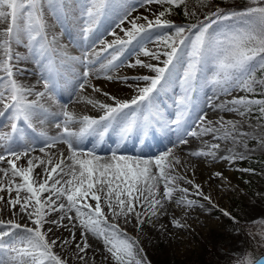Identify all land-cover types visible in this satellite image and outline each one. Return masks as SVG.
<instances>
[{
  "label": "snow or ice",
  "instance_id": "6c2138e0",
  "mask_svg": "<svg viewBox=\"0 0 264 264\" xmlns=\"http://www.w3.org/2000/svg\"><path fill=\"white\" fill-rule=\"evenodd\" d=\"M153 4L167 7L154 14V18L144 16L128 20L134 9L130 10L127 0H0V23L8 21L7 27L0 29V51L3 53L0 56V73H3L0 75V118H6L4 127L10 129L0 131V165H7L0 166V204L3 205L0 214L14 209L11 216L19 215L24 221L22 224L20 220L0 218V264H69L66 257L54 250L58 247L65 251L71 248L73 261L89 264L86 259L87 250L92 248L89 237L102 242L107 254L104 258L110 257L112 264H149L139 240L129 237L121 229V219L125 225L131 223L140 232L145 225L155 228L163 216L171 214L174 217L175 213L170 209L172 203L186 213L194 208H205L204 204L188 198L189 188L181 187V180L191 186V195L216 207L211 195L205 194L194 179L176 174V166L181 161L174 150L189 143L183 136L155 156L124 155L120 154L119 148H114L109 156H101L94 149L84 151L79 147L87 136L102 139L114 123L122 122L120 140L125 142L135 129L147 132L153 126L168 128L174 125L179 132L184 118L194 106V94L199 90L211 87L214 93L223 95L240 90L246 96L220 104H215L213 97L208 98V106L213 111L235 113L241 119L225 120L221 116L212 121L207 119V113L198 115L197 127L187 130L186 135L201 138L204 147L188 151L187 156L230 163L246 158L235 147L229 148L227 155H221V144L203 140L205 136H211L214 141H231L234 146L243 142L246 151V138L255 139L257 145L264 148V123H260L264 121V99L248 98L258 90L259 95L264 96V0H248L243 10L217 7L202 20L184 26H177L167 17L173 9L183 6L184 15L191 21L197 12L189 10V0H142V6ZM196 4L198 8L208 6L207 0H196ZM45 9L58 22L78 12L83 20L81 35L85 40L110 13L119 15L117 27L126 20L130 27L121 28L123 38L99 41L102 45L99 52L84 51L81 56H70L55 34L49 37ZM141 19L145 23H137ZM154 30L162 31L154 41L156 50H150L145 42L152 41ZM109 34L115 35V32ZM25 42L33 56L50 55L38 81L42 83L43 91H36L35 86H25L16 79L24 72L17 65L27 58L19 53L14 55L13 47ZM130 47L138 49L137 56L162 64L157 66L137 58L127 65L155 73L154 76L136 78L137 83L133 86L136 95L130 100H118L103 93L114 102L113 106L78 95L77 102L91 104L102 111L98 119L76 116L67 110V106L59 113H52L42 103L45 98L53 104L58 103L55 96L59 71L57 59L60 66L82 65V74L77 76L78 93L86 87L99 93L101 89L90 83L94 73L97 79H122L127 83L128 77L118 78L111 73L124 64L123 57ZM97 63L99 68L94 67ZM140 81L144 86H139ZM171 84H178L180 94L174 100L176 118L167 120L156 107L155 99ZM30 96L35 99L30 100ZM254 112H258L255 126L251 123ZM50 118L59 129L55 136H49L43 129L37 131L34 125L35 120L44 125ZM21 124L37 133L43 146L37 149L35 138L28 136ZM73 124L79 125L78 130H73ZM245 124L252 131L241 130ZM257 129H261L259 134ZM58 144L66 145V154L49 151ZM37 150L46 159L33 156ZM22 160L26 161V166ZM41 166L42 172H36ZM213 175L221 177L222 174L216 172ZM2 193H7V199ZM176 193L181 195L176 197ZM223 215L239 224L229 212L225 211ZM171 224L174 228L186 227L176 218ZM255 227L256 231L251 227L247 229L248 235L256 241L258 248H264V220ZM58 231L70 235L56 236ZM234 264H264V256L245 252Z\"/></svg>",
  "mask_w": 264,
  "mask_h": 264
},
{
  "label": "rangeland",
  "instance_id": "374dc122",
  "mask_svg": "<svg viewBox=\"0 0 264 264\" xmlns=\"http://www.w3.org/2000/svg\"><path fill=\"white\" fill-rule=\"evenodd\" d=\"M127 4L130 10L134 9L131 11V16L128 20L144 16L154 18V14H158L164 7H166V5L161 6L158 4L142 6V0H127ZM213 9L210 11H214ZM119 19L120 17L116 13L108 14L100 21L96 29L85 40L81 35L83 20L79 17L78 12L73 13L69 16V18L62 20V22H58L52 15L48 14L45 9V20L49 25L47 29L49 37L55 34L58 37V42L65 46V51L70 56H81L84 51H88L90 53L93 50H96L99 52L102 47L99 41L104 40L111 42L112 39L115 40L117 37L123 38L124 33L121 31V28L127 29L130 27V24L126 20L124 24L117 27ZM7 23V20L0 23V29H5L7 27ZM137 23L142 24L145 23V21L141 19L138 20ZM113 31L115 32V35H110L109 33ZM161 31L162 30H154L152 41L145 42L146 46L150 50H156L157 44L154 41L156 37L161 34ZM160 50L163 51L162 46L160 47ZM137 52L138 49L130 47L123 57L124 64L111 74L124 76L131 75L133 77H137L140 74H151V76H154L155 73L150 72L147 68L127 66L129 63H134L137 58L145 63L162 66V64L158 61L150 60L148 57H144L142 55L137 56ZM16 53H19L21 57L27 58L22 59L17 66L19 68L28 66L29 69H32L33 71L29 73V87L35 86L36 91H43V85L42 83H38V81L40 80L41 72L44 71V65L48 63L50 55L45 53L43 55L33 56L29 53L26 42L18 46L14 45L13 54L15 55ZM2 55L3 53L0 51V56ZM104 55L107 56L108 54L106 55L105 53ZM163 59L164 57L162 56L161 60ZM29 62L33 63L31 64ZM101 62L106 61L101 60ZM13 63H15V61H13ZM56 63L59 71L56 75L58 83L55 96L58 102H64L63 99L60 98V93H64L62 92L64 91V88L65 91H71L73 94L77 91L75 88L76 84L73 83V79H75L78 74H82L83 67L82 65L75 63H68L60 66L59 59L56 60ZM94 67L99 68V63H97ZM1 74L3 75V73ZM65 77L68 80H66ZM16 79L20 82L18 75L16 76ZM80 82H82V80ZM90 83L95 87L98 86L95 73L90 77ZM86 88H88L90 92L92 91L91 87ZM124 88L127 89H124V96L128 101L133 97L134 91L131 89L132 87L129 84ZM179 94L180 89L178 84H171L166 91L160 93L156 97V107L160 110V112L162 111L164 117L166 116L165 119L172 120L176 118L177 107L174 104V100ZM194 96L196 97L194 100V106L184 118V122L181 125V131L196 128L198 123L196 118L198 115L208 113V110L210 109V113L213 112V109L210 108L207 103L209 97L214 98L215 104H220L222 101L231 100L234 97H244L246 94L240 90H234L230 95L216 94L211 87H207L199 90L194 94ZM248 98L261 99L252 95H249ZM32 99H34V96ZM46 100L48 99L45 98V100H42V103L49 107L51 112L55 113L57 110L54 108V105H52V101L48 100L47 102ZM163 108L166 110H163ZM213 113L214 119L210 118L212 121L218 120L221 116H223L225 120L238 121L241 119L235 113L221 112L219 110H216V112L214 111ZM256 116H258V112L253 113L251 123L254 126L257 124V120L255 119ZM6 123V118H0V131L10 130L9 128L4 127ZM260 123H264V121H260ZM34 125L37 131L43 129L49 133V136H55L59 132V130L57 132L53 131V124L50 123V121L41 125L38 120H35ZM75 125L73 124L72 126ZM21 126L25 128L26 134L27 132L28 134L30 133L28 136L35 138V141L40 139L37 133L32 132L31 129H28L23 124H21ZM157 128H159L160 131L164 127ZM243 129L249 132L252 131V129L246 124L243 125L241 130ZM165 130H167V128H165ZM168 130H176V126L170 125ZM260 131L261 129H257V134H259ZM145 135L147 134L145 133L144 136ZM184 139L188 140L189 138L186 135ZM202 139L211 140L209 136H205ZM246 142L247 151L245 150L243 142L234 146L231 141H226V144L228 145L225 153L226 155L228 154L229 148L235 147L237 152L244 153L246 157L243 160H236L232 163L227 160L211 161L210 159H205L203 157H191L193 161L189 162L187 160V152L185 150L177 151L175 154L181 161L180 165L176 166V174L184 176L185 179H194L196 183L202 186V190L205 194L211 195L212 201L216 207L208 204L207 201L202 200L200 197L191 195V186L186 184L184 180H181L179 181L180 186L189 188L190 194L188 198L197 200L199 203L204 204L205 208H194L186 213L181 208H178L175 203H172L170 205V209L173 213L179 214V217H173L171 214V216L166 215L165 219L167 222L164 226L167 227L163 228L160 224L155 228L150 225H145L142 229L144 232H137L131 223L125 225L123 219L119 221L121 229L127 232L129 237L139 240V246L143 248V255L147 258L149 264H234L237 258L242 257L245 252L254 253L256 256L264 255V248H258L256 241L248 235L247 231L249 227L256 231L257 229L255 225L264 220V148H260L255 139L246 138ZM194 145H198V147L194 146V150H199L204 147L201 140ZM39 147L41 146H38L37 148ZM80 148L84 151L90 150L88 146ZM54 149L55 148L51 150ZM159 151L160 150H156L155 153L158 152L157 154H159ZM0 154H2V149H0ZM220 154L224 155L223 152ZM105 155H107V153H103L101 156ZM0 166L4 167L5 165L3 164ZM243 169H250L251 171H243ZM193 170L195 171L194 176ZM216 172L221 173V177H215L213 174ZM2 195H4L5 199H7V193H2ZM12 195L15 196V193L13 192ZM180 195V193L175 194L176 197H179ZM92 203L94 204L95 202ZM0 207H3V205L0 204ZM11 211L15 210L5 211L0 214V218L8 220L20 217L19 215L12 217ZM225 211L229 212L232 217H235L236 220L239 221V224L234 223L232 219L224 216L223 212ZM173 218L179 219L181 224L186 225V227H172L170 221H172ZM22 221L23 220H20L23 224L24 222ZM45 227H48V225ZM145 231H148V233ZM61 235L68 237L70 233L66 231L56 232V236ZM79 238V229H77V239L79 240ZM258 239L259 238L257 237L256 240ZM90 242H92L95 247L92 246V248L87 250L86 259L89 261V264H92L93 259L94 264H112L110 257L108 259L104 258L107 254L103 251L102 242L89 237V243ZM92 243L90 244L92 245ZM54 250L63 257H66L69 260V264H80L78 260H72L73 252L71 248H68L67 251L59 247ZM93 252H95V257H93Z\"/></svg>",
  "mask_w": 264,
  "mask_h": 264
},
{
  "label": "bare ground",
  "instance_id": "6f19581e",
  "mask_svg": "<svg viewBox=\"0 0 264 264\" xmlns=\"http://www.w3.org/2000/svg\"><path fill=\"white\" fill-rule=\"evenodd\" d=\"M112 41H113V39H112ZM109 51H111V50H109ZM106 55H107V53H106ZM29 63H31V62H29ZM21 69H24V72H23L22 75H18V79L20 80V83H23L25 86L29 87V82H28L29 81L28 78L30 77L29 73L33 72V71H32V69H29L28 66L27 67H22ZM111 75H114L115 77H118V78L128 77V81H127V83H125V82H123L122 79H113L111 81L106 80L104 78L97 79V85L98 86L97 85L96 86L101 89V92H99V93H94L93 91L90 92V90L88 88H86L82 93H76L78 91H76V92L74 91L75 93L73 94V92H71V91H68V92L65 91V88H64V91H62L64 93H60V98H62L64 102H58L57 104H52V105H54V108L57 110V111H55V109H54L55 113H59L63 106H67V110L69 112L75 114L76 116L77 115L78 116L88 115V116H90L92 118H97L98 119L99 116L103 114L102 111L99 110L98 108L93 107L91 104H86L84 102H77L78 101V95H82L84 97H90V98H93V99L98 100L100 102L108 103V104L114 106V102L112 100H109L107 98V96H105L103 93H108L109 95L115 96L118 100L127 101L125 96H124V89H126L124 87L126 85H128V84L132 85L131 89H133V91H134V94H133V96H134V95H136V91H135V87H133V86L136 85V83H137L136 78L144 76V75L151 76V74H140L137 77H133L131 75H126V76H124V75H116V74H111ZM62 76H64V75H62ZM65 79H66V77H65ZM66 80H68V79H66ZM73 83L76 84V85L74 84L75 88L78 89L77 77H75V79H73ZM139 86H141V87L144 86V82L140 81V85ZM32 97L33 96L29 97L30 100L32 99ZM34 99H35V97H34ZM46 101L48 102V100H46ZM165 108H163V110ZM210 111H211V109L208 110V113H207V119H209V120H210V118L214 119V117H213L214 116V113H213L214 111L211 112V113H210ZM161 113H162V111H161ZM58 118L62 119V117H58ZM49 121H50V123L53 124L52 125L53 131L57 132L59 129H57L55 127V120L53 118H50ZM122 126H123L122 122L114 123L112 126L109 127L108 131L105 133V135H104V137L102 139L97 137V136H87L82 141V144H86V145L90 146L89 149H94L97 153H100V152L107 153V155H105V156H109V154H111L109 152L112 151L114 148H119L120 154H124V155L155 156L158 153V152L155 153L156 150H160L159 153L163 152V151L166 150V148L172 146L173 142H175L179 136H183V138L186 137V135H185L186 134V130L178 132L177 130L169 131L168 128H167V130H165V128H162V130L159 131V128H157L156 126H153L147 132H141L139 129H135L128 136V138H127V140L125 142V141H121L120 140V134H121V127ZM72 127H73V130H78L79 125L76 124L75 126H72ZM243 131H246V130L243 129ZM145 133L147 135L144 136ZM29 134L27 132V135H29ZM47 134H49V133H47ZM209 137L211 138V140H207V141H210V142H213V143H220L221 145H223V146H221V152H223L224 155H226L225 153H226L227 148H228V145L226 144V141H214V140H212L211 136H209ZM188 138H189L188 139L189 143L187 145L178 146L174 150L175 154L177 153V151H180V150H185L186 152H188L190 150H194L195 149L194 146L198 147V145H194V144H197L199 142V140H201L200 138L199 139L197 137H192V138L188 137ZM42 144H40L39 146H42ZM161 150H163V151H161ZM49 151H51L53 154H58L59 152L63 151L66 154V145L59 144V145H57L55 147L54 150H49ZM32 155L33 156H37L38 155L42 159H46V157H44V155L42 153H40L38 150L36 152H33ZM186 157H187V160L189 162L193 161L191 157H189V156H186ZM21 163L26 166V161L22 160ZM4 165L7 167L6 164H4ZM41 168H42V166L38 167L35 171L36 172H38V171L41 172L42 171ZM0 175H2V174H0ZM161 189H162V185H161ZM92 202L90 201V203H92ZM175 216L177 218V217H179V214L176 213ZM16 218H17L16 220L20 219V217L19 218L16 217ZM165 218H166V216L161 217L157 225H159V224H160V226L163 225V228L167 227V226H164V224L167 222ZM22 222H24V221H22ZM146 233H148V231ZM90 243H92V242H90ZM92 246H93V243H92ZM93 247H95V246H93Z\"/></svg>",
  "mask_w": 264,
  "mask_h": 264
},
{
  "label": "trees",
  "instance_id": "16d2710c",
  "mask_svg": "<svg viewBox=\"0 0 264 264\" xmlns=\"http://www.w3.org/2000/svg\"><path fill=\"white\" fill-rule=\"evenodd\" d=\"M247 4H248V0H207L208 6L204 8H198L196 4V0H189V10L196 11L197 12L196 17H193L191 21H189L188 17L184 15L183 6H181L180 8L173 9L171 16L167 18L170 19L177 26H184L190 22L195 23L197 22V20H202L203 16L211 12L210 10H212L213 8H214L213 9L214 11L217 7H220L226 10H243ZM252 96L254 97L256 96L258 98L264 99V96L259 95V90L257 94L252 95Z\"/></svg>",
  "mask_w": 264,
  "mask_h": 264
}]
</instances>
